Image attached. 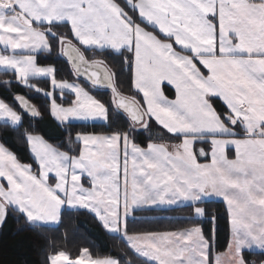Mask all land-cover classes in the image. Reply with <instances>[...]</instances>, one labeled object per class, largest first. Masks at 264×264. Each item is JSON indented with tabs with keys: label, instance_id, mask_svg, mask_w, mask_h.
<instances>
[{
	"label": "snow or ice",
	"instance_id": "1",
	"mask_svg": "<svg viewBox=\"0 0 264 264\" xmlns=\"http://www.w3.org/2000/svg\"><path fill=\"white\" fill-rule=\"evenodd\" d=\"M19 6L25 8V18L49 25L43 34L24 35L23 27L12 29L23 36L21 47L50 52L51 43L40 37L55 39L60 50L71 57L77 80L84 77L95 86L111 81L113 76L103 60H89L84 48L129 53L124 55V64L131 66L134 89L142 94L145 104L159 105L163 111V119L152 113L149 121L154 120L169 134L180 136L182 144L172 145L174 151L169 152L164 143L149 142L141 147L135 139L126 142V134H117L113 143V137L90 142L84 134L77 133L75 142H80L82 149L73 153L72 134L65 129L69 145L66 153L41 135L27 134L25 139L36 168L18 161L12 154L0 158V179L7 184L5 188L0 183V226L10 208L36 223L57 222L62 206H79L95 214L106 229L119 231L118 227H112L109 218L117 216L129 202L139 206L144 201L172 204L181 200L192 205L194 217L203 218L207 211L197 205L201 200L217 197L223 198L227 205L230 217L227 245L231 246L232 238H236L239 256L236 264H249L243 258L244 253L254 246L264 251V0H124L123 6L114 0H25ZM52 25H67L71 35L55 32ZM4 43L0 39V45ZM174 45L180 49L176 60L191 53L192 63L199 65L192 70L185 62L184 67L191 73L188 79L183 78L177 64L167 59L168 49ZM8 47L12 49L10 44ZM205 57L216 59L210 64ZM33 60L34 63L25 58L14 59L7 67L16 72V82L26 88L32 87L30 77L49 80V88L43 94L48 96L50 114L58 122L66 125L74 119L107 118V108L80 83L56 80L54 66L44 67L37 58ZM201 66L207 74L200 70ZM3 83L10 86L12 82ZM165 84L176 91L174 101L164 95ZM109 86L115 108L139 121L140 114L132 103L135 98L128 99L112 83ZM36 90L40 91L38 86ZM67 91L74 95V101L67 106L57 103V95L63 98ZM14 99L29 113L30 102L26 97L17 94ZM217 99L224 105L222 112L214 105ZM97 105L102 109L99 112L94 110ZM38 113L34 109L29 114ZM0 119L13 128L20 123L15 110L3 99H0ZM212 120L224 123L221 131L242 139L243 143L230 142L217 148L215 140L209 139L210 147L205 151L194 150L198 141L193 140L189 153L183 145L188 133L181 126L199 129L192 132L198 135L207 130L201 126ZM229 147L235 149L233 159L226 155ZM199 158L210 162L201 163ZM249 168L252 179L237 175L243 173L247 177ZM84 177L88 179V187L82 182ZM242 230L249 239H240ZM193 232L195 228L159 234L164 239L152 246L153 252L145 250L143 241H133L126 235L125 238L136 254L156 264H208L206 251L199 252L195 246L191 250L181 247L193 241ZM199 232L202 235L201 227ZM169 237H175L180 244L167 247L174 244ZM204 239L211 246L214 236ZM218 259L213 256L212 264H217ZM61 261L119 264L114 258L92 259L88 249L75 261H70L63 251L51 258V264Z\"/></svg>",
	"mask_w": 264,
	"mask_h": 264
},
{
	"label": "trees",
	"instance_id": "2",
	"mask_svg": "<svg viewBox=\"0 0 264 264\" xmlns=\"http://www.w3.org/2000/svg\"><path fill=\"white\" fill-rule=\"evenodd\" d=\"M115 1L123 6L124 0ZM130 15L134 17L135 14ZM33 24L47 31L49 29V25L45 23L36 24L33 21ZM52 29L60 34L71 35L67 25H52ZM49 38L52 49L50 52L43 50L37 53L39 64L54 65L55 77L59 80L76 79L71 64L63 53H59L57 41ZM83 51L89 60L94 57L103 60L113 73L118 91L125 96L134 97L139 104L141 103L142 96L133 87L131 66L124 64V55H130L129 53L124 51L116 53L111 49L84 48ZM16 80L15 71L0 69V98L22 114V121L17 128L11 127L7 121L0 119V139L17 155L19 160L25 164H32L34 168L37 165L30 152L29 142L25 139L29 133H39L51 143L69 151V145L65 140V129H70L71 139L74 141L71 146L73 153H79L81 150V143L75 142L77 133L126 134L143 147H146L149 142H181L180 136L169 134L154 120L149 121V115L145 116L141 124L132 122L126 113H122V110H118L111 104L110 98L113 94L111 89L96 88L82 78L79 80L87 84L93 94L107 105L108 119L94 122L73 121L71 124L62 125L50 114L49 98L43 94V91L49 88V80L46 77H33L32 87L28 88L21 86ZM5 81L12 83L7 86L3 83ZM37 86L40 91L36 90ZM165 92L170 97L175 96V90L167 84H165ZM17 94L27 97L35 104L39 110L38 116L26 113L16 104L14 97ZM74 98V95L69 92H65L63 98L59 95L56 97L57 101L63 105L70 104ZM214 105L218 112L224 110V105L218 99L214 100ZM209 147L207 140L196 143L197 150L202 148L207 151ZM199 160L206 161V158H199ZM197 206L207 211L203 218L193 216L191 204L134 210L133 215L127 218L126 232L139 234L201 226L208 238L214 236V250L217 252L225 250L228 247L230 233V217L226 203L221 199H209L199 202ZM85 248H88L93 256L117 257L120 259V264H128L129 261L131 264H156L155 261L136 254L122 235L106 229L98 217L88 209L65 207L57 225H46L31 223L19 211L10 208L6 222L0 229V264H50V255L53 253L66 251L75 258ZM244 256L249 264L264 262V251H245Z\"/></svg>",
	"mask_w": 264,
	"mask_h": 264
},
{
	"label": "rangeland",
	"instance_id": "3",
	"mask_svg": "<svg viewBox=\"0 0 264 264\" xmlns=\"http://www.w3.org/2000/svg\"><path fill=\"white\" fill-rule=\"evenodd\" d=\"M7 12H8V3H6V0H0V39H3L5 41V43L3 45H0V65H5V67L0 66V69H10L9 67H7V65H9V63L11 61H13L14 59L25 58L29 62L34 63L35 61L33 60V57L37 58V53L40 51H43L45 49L41 48L39 51H37L34 47H31L28 49L21 47V45L23 43V36H21L18 33L11 31V30L18 28V27H23L25 29L24 35H33L34 33H37V32L43 34L47 30L43 29V28H38V27H30L29 28L27 26H23L21 23H19L17 21L18 19L16 16H12V17L7 16V14H6ZM40 38L44 39L46 42H50L52 45V42H51L49 37L41 36ZM9 44L12 46V49H14V50H12L8 47ZM59 53L62 54L60 48H59ZM94 58L99 59V57H94ZM40 65H42V64H40ZM42 66L50 68V66H54V65L48 64V65H42ZM32 78L33 77H30V83H31ZM56 80H59V79L56 78ZM68 81L73 82V83H75V82L80 83L89 92L90 95L94 96L97 101L102 102L99 98H97L93 94L92 89L87 84H85L84 82L77 80V79L68 80ZM67 92L71 93L70 91H67ZM110 99H111V104L115 107L113 94H111ZM57 103H59V102L57 101ZM102 104H103V106H105L107 108V118L106 119H101V118L88 119V120H75L74 119V120H72V122L73 121H77V122L107 121V119H108V107L104 102H102ZM67 105H69V104H67ZM67 105H65V106H67ZM13 109L17 113V119H19L21 122L22 121V119H21L22 114L18 110H16L15 108H13ZM94 110L99 112L102 109L99 105H97ZM1 120L4 121L3 119H1ZM117 134H119V133H112L109 136V137L114 138L112 141L113 143L115 142L116 139H118ZM85 135L86 134H84V136ZM92 137H94V136L92 135L89 139H92ZM129 138L130 137L127 135L124 136V139L126 142H128L130 140ZM101 139H103V138H101ZM81 149H82V144H81ZM82 182L84 183L83 180H82ZM84 186L86 187L85 184H84ZM122 208H123V210H122ZM122 208L119 210L117 216L109 218L112 222V227L113 228H117V227L119 228V231H111V232L120 234L124 238L126 235L129 239H131L133 241H136V240L143 241L145 250H147L149 252H153V249H152L153 245L161 244L162 240L164 239L163 236H161L159 234L171 233V232H177V231H183V230L195 228V232H193V241L191 243H188V244H181V247L191 250L195 246L197 248V251H199V252L206 251L208 253V256H207L208 264H212V257L213 256L219 257V259L217 260V264H236V261L239 259V256L236 253V244H235L234 238L232 239L231 246H228L223 251L217 252L213 248L214 240H213L211 246H207L208 240H206L204 238H208V237L205 235L203 229H202V231H203L202 235L199 232V227H201V226L185 228V229H177V230H171V231H162V232H148V233H139V234H128L127 232L125 233V219L127 221V218L129 216H132V213L129 211L130 210L129 206L122 207ZM169 239H172L174 241V244L167 245V247H169V248L174 247L175 244H180V241L176 240L175 237H169ZM85 249H88V248H85ZM63 252L69 256L70 261H75L76 259L83 256V251L79 256H77L75 258L71 257L68 252H66V251H63ZM88 253L92 259L114 258V259L118 260L119 264H120V259L117 257L93 256L89 249H88ZM58 254H59V252L53 253L50 255V264H51V258L58 255ZM192 255L194 257H196L197 259H199V257L196 255V252H192ZM243 258H244V260H246L245 256ZM60 264H69V262L68 261H61ZM262 264H264V262Z\"/></svg>",
	"mask_w": 264,
	"mask_h": 264
},
{
	"label": "crops",
	"instance_id": "4",
	"mask_svg": "<svg viewBox=\"0 0 264 264\" xmlns=\"http://www.w3.org/2000/svg\"><path fill=\"white\" fill-rule=\"evenodd\" d=\"M114 2H117V1L114 0ZM6 3H8V12L6 13L7 16H11V17L12 16H16L17 19H18L17 21L19 23H21L23 26H27L29 28L30 27H36L33 24V21H31L30 17L25 18V8H22V7L19 6L21 4H25V0H6ZM149 30H151V29H149ZM180 43H184V41L181 40ZM174 47H170L168 49L169 55L167 56V59H169L172 63L177 64L178 65V71L182 72L183 78L184 79H188L190 77L191 73L189 72L188 69H186L184 67L185 62H187V64L190 66V68L192 70H196L199 65L192 63L191 53L185 54L183 60H180V61L176 60V55L180 54L179 53L180 49H179L178 46L174 45ZM205 59H206V61L208 63L211 64L216 59V57H213L211 60H208L206 57H205ZM200 70L204 71L205 74H207L206 69H204L202 66H201ZM164 95H166L169 100H173L174 101L176 99L177 93L175 91V96L174 97H170V96H168L166 94V92L164 90ZM141 96H142V94H141ZM161 103L163 104L164 102L162 101ZM140 104L142 106V109L145 112V116L146 115L150 116V114L155 113L157 115H160L162 117V119H163V111H162V109L160 108L159 105H153L151 103L145 104V101H144L143 97H142V101H141ZM165 122H167V121H165ZM201 127L204 128V129H207V130H204L202 133H200L198 135H193L192 132H199V129H189L188 127L181 126V130L186 132V133H188V135H186L184 137L183 145L186 146V148H187L189 153H191V151L193 149V145H192V141L193 140H197V141H205V140H207L208 141L209 139H213V140H215V144H216L217 148H222L225 144H228L230 142L237 143V144H242L243 143L242 139H235V138H233L231 136L225 135L221 131V129H223L225 127V124L220 122V121H217V120L208 121L204 125H202ZM29 134L41 135L39 133H29ZM92 135L94 137H92V139H89ZM41 136H43V135H41ZM109 136H110V134H86L85 135V137L88 138V140L90 142H95L97 138L101 139L103 137H109ZM43 138L45 140H47L44 136H43ZM129 139H131V138H129ZM48 142L50 144H52L54 147H58L57 145L51 143L50 141H48ZM164 144H166L168 146V151L172 152V151H174V149L171 146L172 145H181L182 141L178 142V143L177 142H166ZM139 146H141V145H139ZM141 147H143V146H141ZM29 148H30V144H29ZM0 149H3V151H0V158H8L9 154H12L15 159H17L18 161L22 162L21 160H19L17 155L11 149H9L5 144H3L1 139H0ZM195 149H196V144L194 145V150ZM60 150L66 152V153L69 152V151L64 150L62 148H60ZM226 151H227L226 155L228 156L229 159H233L235 157V149H234V147H229L228 149H226ZM200 162L201 163H206V162H210V161L206 160V161H200ZM237 175H240L241 177L250 180V179H252L253 173H252L251 168H249L247 177H244L243 173H239ZM83 181H84V184L86 185V187H88L89 186L88 179L86 177H84ZM50 182H51V178H50ZM0 183H4L5 184V188L7 187L6 181H4L3 179H0ZM257 183H261V182L257 181ZM253 191H255V189H253ZM257 195H259V193H257ZM209 199H221V200H223V198H217V197H211V198H208V199H205V200H209ZM205 200H201V201H205ZM182 205H186V203H184L181 200H176L172 204L160 203V202L152 203L150 201L141 202L139 204V206H133L131 204V202H129V204H128L129 209H130L129 211L132 213V215H133V211L137 210V209L177 207V206H182ZM65 207L80 208L79 206H62L61 211L59 213L60 219L57 222H36L34 224L57 225L60 222V220H61L62 211H63V209ZM199 208L204 209L203 207H199ZM122 210H123V208H122ZM257 227H259V226H257ZM233 238L235 239V244H236V238L235 237H233ZM240 239H242V240L249 239V237L246 235L245 231H243V230L240 232ZM251 251H261V250L254 246L253 250H251Z\"/></svg>",
	"mask_w": 264,
	"mask_h": 264
},
{
	"label": "water",
	"instance_id": "5",
	"mask_svg": "<svg viewBox=\"0 0 264 264\" xmlns=\"http://www.w3.org/2000/svg\"><path fill=\"white\" fill-rule=\"evenodd\" d=\"M63 47V46H62ZM63 53V55H64V57L69 61V63L71 64V66H72V68H73V70H74V67H73V64H72V59H71V57L70 56H67L64 52H62ZM108 70L112 73V71L110 70V68L108 67ZM75 71V70H74ZM101 72H102V75H103V71L101 70ZM82 79H84V80H86L88 83H90L91 84V82H89L86 78H84V77H81ZM109 83H112L113 85H115V82H114V77L112 76V79H111V81H104L102 84H100V85H93L94 87H96V88H101V89H111V87L109 86ZM116 86V85H115ZM116 91H118V89H117V87H116ZM119 92V91H118ZM120 93V92H119ZM125 96V95H124ZM22 97H25V96H22ZM125 97H127L128 99H131V97H128V96H125ZM27 98V97H26ZM27 100L30 102L29 103V113H31L34 109H37V107L35 106V104L31 101V100H29L28 98H27ZM132 103L133 104H135V107H136V111L140 114V119H139V121H133V120H131L132 122H134V123H136V124H141V123H143L144 122V120H145V112H144V110L142 109V107H141V105L139 104V102L137 103V100H132ZM123 111V110H122ZM26 112V111H25ZM28 113V114H29ZM126 113V112H125ZM39 114V113H38ZM38 114L37 115H35V116H38ZM127 114V116L129 117V114L128 113H126ZM130 118V117H129ZM8 216V215H7ZM7 219V218H6ZM5 222H6V220H5ZM5 222L3 223V225L2 226H0V229L4 226V224H5Z\"/></svg>",
	"mask_w": 264,
	"mask_h": 264
}]
</instances>
